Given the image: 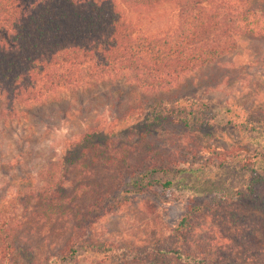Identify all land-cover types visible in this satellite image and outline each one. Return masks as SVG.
Returning <instances> with one entry per match:
<instances>
[{"label":"rangeland","instance_id":"rangeland-1","mask_svg":"<svg viewBox=\"0 0 264 264\" xmlns=\"http://www.w3.org/2000/svg\"><path fill=\"white\" fill-rule=\"evenodd\" d=\"M130 19L146 34L163 33L172 24L167 6L131 13ZM178 99L206 103L213 123L188 129L169 118L145 119L150 106ZM2 107L0 100V205L21 188L31 194L50 176L73 200L69 217L54 221L47 233L45 222L28 216L35 202H21L15 236L21 249L37 258L55 253L71 226L85 224L92 240L127 248L129 256L103 259L79 249L76 264H140L170 236L189 205L197 204L201 210L184 231L191 247L223 264H264V214L235 207L243 168L250 164L264 173V36L237 37L233 52L166 90H143L130 74L118 73L13 115ZM225 109L247 120L254 132L240 134L226 125ZM112 147L125 151V164L117 157V165L86 167L90 152L111 157Z\"/></svg>","mask_w":264,"mask_h":264},{"label":"trees","instance_id":"trees-1","mask_svg":"<svg viewBox=\"0 0 264 264\" xmlns=\"http://www.w3.org/2000/svg\"><path fill=\"white\" fill-rule=\"evenodd\" d=\"M162 6L169 8V30L140 33L130 19L131 13L147 14ZM244 35L264 36V0H0L2 111L13 115L61 91L118 73L130 74L143 90H166L183 75L233 52L237 37ZM148 110L145 119L152 122L169 118L188 129L213 123L211 108L202 102L178 99ZM225 116L226 125L238 133L254 132L255 127L231 109H225ZM108 151L111 157L102 153L103 158L90 152L86 167L117 165V157L126 163L125 151L118 152L115 147ZM243 169L245 183L235 190V207L248 205L264 214V173L250 164ZM53 179L50 176L32 188L31 194H24L21 188L12 201L0 205V264H76L79 249L103 259L121 261L129 256L127 248L92 240L83 230L88 229L85 224L71 226L63 245L55 253L39 254V258L15 244L21 202H35L28 216L45 222V233L54 221L69 217L71 194L66 195ZM169 184L166 181L162 185ZM200 210L197 204L189 205L170 236L156 249L148 250L140 264H162L163 260L223 264L218 258L207 259L184 235L192 215ZM229 216L233 219L235 210H230ZM140 253L143 257L144 252Z\"/></svg>","mask_w":264,"mask_h":264}]
</instances>
